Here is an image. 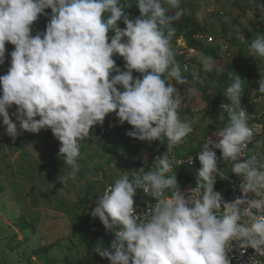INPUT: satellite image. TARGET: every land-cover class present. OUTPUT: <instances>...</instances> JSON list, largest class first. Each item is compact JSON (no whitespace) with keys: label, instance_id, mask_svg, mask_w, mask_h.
Wrapping results in <instances>:
<instances>
[{"label":"clouds","instance_id":"1","mask_svg":"<svg viewBox=\"0 0 264 264\" xmlns=\"http://www.w3.org/2000/svg\"><path fill=\"white\" fill-rule=\"evenodd\" d=\"M164 4L178 8L179 0H136L140 16L130 19L120 0H0V64L5 62L6 43L14 45L10 67L0 75V117L6 134L13 140L18 136L8 111L16 105L14 115L22 130L51 129L60 141L59 156L71 168L70 177L80 170V141L109 113H115L121 125L133 126L126 132L129 137L148 142L166 137L168 152L183 142L193 129L180 120L181 98L167 80L188 85L193 94L197 89L182 74L170 43L172 21L179 13L167 15ZM259 7L264 11V4ZM46 9H51L46 30L33 36L32 25L47 15ZM121 20L126 28L118 26ZM250 52L264 57V33L253 38ZM115 55L124 59L127 70L116 65ZM201 64L206 72L215 67L210 55L203 56ZM133 71L142 78H134ZM230 77L224 92L230 103L221 104L228 121L198 154L196 187L164 195L178 183L176 175H167L172 171L167 154L156 158V170L141 176L143 157L134 178L125 175L106 184L91 216L115 234L110 249L98 251L110 264H232V241L264 255V162L245 155L258 126H249L241 106V76ZM258 83L252 95H264V76ZM214 149L233 161L231 171L242 179L243 195L233 201L214 190ZM194 162L192 157L187 160ZM138 188L156 201L141 214L134 207Z\"/></svg>","mask_w":264,"mask_h":264},{"label":"rangeland","instance_id":"2","mask_svg":"<svg viewBox=\"0 0 264 264\" xmlns=\"http://www.w3.org/2000/svg\"><path fill=\"white\" fill-rule=\"evenodd\" d=\"M261 4L264 0H179L178 8L168 4L163 6L167 12L179 13V18L185 12L207 25V34L198 35V38L217 45L220 54L245 67L257 63L262 78L264 57H254L250 52L253 38L264 33ZM171 47L176 54L187 51L196 59L181 67L183 75L190 78L197 92L191 93L192 112L180 116V120L195 121L196 136L200 139L201 130L215 122L211 115L205 114L207 110L203 106L205 102L200 88L210 81V71H204L201 64V58L206 55L189 48L183 36ZM260 79L252 86L250 96L258 95L251 92L258 89ZM17 108L8 109L13 122L17 123V138L13 140L8 136L5 128L0 130V182L4 186V192L0 194V264H31L28 255L32 256L33 264H64L66 258L76 262L85 257L94 238L90 227L98 218L91 216L96 206L95 195L99 196L107 183H114L125 175L134 178L135 173L118 167L116 154L125 153L121 142H115L118 138H113L115 144L110 148L115 154L110 158L107 156L110 148L103 149L101 135L90 132L80 141L77 158L80 170L70 177L71 168L64 163V157L59 156L60 141L51 136L48 129L39 133L22 130L14 115ZM185 145L194 149L198 143L187 137ZM260 146L257 143L253 147L257 150ZM144 159L149 162V156L145 155ZM90 190L91 197L85 206L82 199ZM22 218L26 226L19 223ZM28 224H34L36 230ZM113 239L111 236V241ZM53 243L56 246L48 254H34L33 249Z\"/></svg>","mask_w":264,"mask_h":264},{"label":"trees","instance_id":"3","mask_svg":"<svg viewBox=\"0 0 264 264\" xmlns=\"http://www.w3.org/2000/svg\"><path fill=\"white\" fill-rule=\"evenodd\" d=\"M121 5L123 6V11L125 14L129 16L130 19H135L140 16V11L138 9V6L136 5V0H120ZM47 15L41 14L36 22L32 25V35L35 36L38 33H42L46 30V26L49 22V19L51 17V9L45 10ZM169 16H175L174 14L170 12H166ZM118 26L123 28H126V25L121 20L118 23ZM175 29V33L171 39V44L175 43L177 39L180 36L185 37L187 46L189 48H193L195 50L202 51L206 56L210 55L214 58L215 61V67L212 71L209 72L210 81L208 84L200 85V88L203 91V98H204V107L206 106H213L214 110L207 111V115L214 114V112L220 107L219 103H230V101L227 100V98L224 96V92L226 91V88L232 83V78L230 77V74L232 76H235L236 74H239L241 76V79L243 81V92H242V98H241V106L247 107V106H254L256 107L257 101L256 99L258 96H250V90L252 86L254 85L255 81L261 78V72L258 67V65L251 64L248 67H245L239 63H236L232 60H229L226 58L225 54H220L218 50L217 45H212L206 42L204 38L200 39L198 38V35L204 36L207 34V31L209 30L208 26L205 24L200 23L195 17L188 15L187 13H182L181 17L178 19H175L172 21L171 25ZM224 28L227 29L225 26ZM225 30V29H224ZM114 35V33L110 32L109 37ZM110 42V40H109ZM6 53H5V62L3 64H0V75L6 74L8 68L10 67L11 63V56L10 53L14 50V45H12L10 42L6 43L5 45ZM113 59L116 62V65L122 70H127L125 66V61L122 57L119 55H115ZM226 59L228 61H226ZM175 60L180 65V67H183V65L187 64L188 62L195 61V57H192L189 55V53L183 52V53H175ZM217 64V65H216ZM223 64V65H222ZM183 72V71H181ZM116 73L113 72L111 75H115ZM183 74V73H182ZM134 78L141 77V74L138 72L133 71ZM187 79L190 78L186 75ZM165 78L167 79V76L165 74ZM190 81V80H189ZM167 82L171 85H173L177 93L179 94L181 98V105L178 109V116L185 117V115H188L192 112V98L191 93L188 92L186 89L188 85H180L178 84L175 79H168ZM16 105H12L9 109L14 110ZM211 112V113H209ZM219 116H223V119H219L218 121L213 117L215 122L213 123V126H206L199 134L201 135H207L209 129H214L216 124L220 123V126L222 127L223 124H226L228 121V114L227 113H221V111H218ZM210 116V115H209ZM40 117H36V119H39ZM217 118V116H216ZM114 125V126H113ZM5 128L2 123V117H0V130ZM46 129H42L40 132L44 131ZM133 130V126L125 122L124 124H120L118 117L115 113H109L103 122L102 125L97 124L93 126V128L90 130V132L97 133L101 135L102 138V147L105 150H108L111 146H113L115 143H113V138H118L115 142H121L125 149L124 155L131 159V160H137L144 157L143 149H144V143L143 141L129 137L126 132ZM197 130V128H196ZM48 133L55 137L51 131V129H48ZM162 140H154V144H156V149L160 150L158 151L159 154H164L162 150H166L165 142L166 137H162ZM151 153V151H150ZM115 154V150L110 148L109 151H107V156L110 158L113 157ZM176 178H179L176 176ZM106 185L103 186L102 193L100 192V195H95L94 200H98L100 197L103 196L104 190ZM4 192V186L0 182V194ZM91 197V190L86 193L84 199H82V203L85 204V206L89 203V199ZM20 224H25L24 218L20 219ZM28 226H32L34 230H36V227L34 224H28ZM27 228V227H25ZM90 230L94 232V238L88 245V251L85 257L81 258L80 260L76 262H71L69 259L66 258V262L64 264H110V261L107 258L101 257L99 255L98 250H102L104 248H107L111 245V236H114L115 234L112 231H109L105 228L102 221L97 218L96 222L90 227ZM118 230V229H114ZM56 244H50V245H44L39 246L36 249H33V252L35 255H41V254H48L49 251L55 247ZM29 263L33 264L34 260L32 256L28 255ZM55 264V263H54ZM56 264H59L58 262Z\"/></svg>","mask_w":264,"mask_h":264},{"label":"built area","instance_id":"4","mask_svg":"<svg viewBox=\"0 0 264 264\" xmlns=\"http://www.w3.org/2000/svg\"><path fill=\"white\" fill-rule=\"evenodd\" d=\"M256 96H258L256 101L260 104L256 105V107H243L249 115V126H258L253 128L254 134L251 141L247 144L245 155L247 157L256 155L258 160L264 162V95L258 93V95ZM221 104L222 103H219V110L217 109L212 115L217 116L219 118L221 117L218 115V111H221L222 113ZM205 109L207 111H212L214 110V107L209 105L206 106ZM183 121H185V119H183ZM190 124L193 131L184 138L183 142L178 145H175L170 152H168L167 140L165 142L166 150H162L164 154L158 153V151L160 150L156 149V144H154V141H143V153L149 156V162L145 163L144 169L141 171L140 175L142 176L148 171L156 170V165L154 164L156 158H162L165 154H167L169 161L172 163V171L167 175H176L179 177L177 178L178 183L175 189L165 190V196H171L172 192L179 188L182 192H184L188 188L196 187L198 175L197 172L201 167L200 162L197 158L198 154L202 150L203 144L206 142V139L210 137L211 139L216 140V137L213 135V133L217 130L218 127H221L220 123H217L214 129L208 130L207 135L201 136V134H199L201 138L197 139V127L195 125V121H191ZM187 137H190L192 141H196L198 143V146L194 149L187 148L185 145ZM257 143L258 145L261 144V146L257 150H255L253 146ZM214 151H216L218 157V172L216 174V183L214 185V190L220 192L225 200L233 201L237 197H241L243 195L240 190V184L242 182V179L231 171L233 161L224 160L221 150L214 149ZM189 157H192L195 162L192 164L187 163ZM243 159L244 157L241 158V160ZM134 202V207L136 208L137 214H141L146 211V208L149 204H155L156 201L153 197L147 195L143 191V189L138 188L136 191V195L134 196ZM231 244L233 247L232 251L229 253V256L232 260V264H252L253 260H255V264H264V255H259L251 247L247 248L246 250H243L239 248L235 241H232Z\"/></svg>","mask_w":264,"mask_h":264},{"label":"water","instance_id":"5","mask_svg":"<svg viewBox=\"0 0 264 264\" xmlns=\"http://www.w3.org/2000/svg\"><path fill=\"white\" fill-rule=\"evenodd\" d=\"M117 164L120 169L137 173V171L143 167L144 162L141 159L131 160L125 157L123 154H116Z\"/></svg>","mask_w":264,"mask_h":264}]
</instances>
